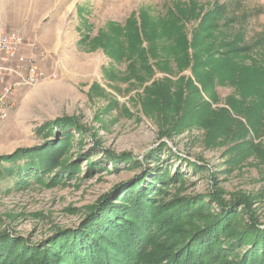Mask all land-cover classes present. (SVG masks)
<instances>
[{"label":"rangeland","instance_id":"obj_1","mask_svg":"<svg viewBox=\"0 0 264 264\" xmlns=\"http://www.w3.org/2000/svg\"><path fill=\"white\" fill-rule=\"evenodd\" d=\"M217 4L228 8L225 30L243 28L245 44L260 40L253 54L264 59V0H0V32L14 33L22 53L33 56L45 74H55L12 95L0 124V155L39 146L45 135L36 130L57 117H70L82 129L78 134L70 128L71 146L63 158L77 167L69 177L62 174L50 186L45 182L52 173L19 186L13 178H0V234L40 243L78 225L88 206L116 185L138 175L148 180L146 175L164 167L169 173L180 169L186 178L183 186L172 183L167 198L214 193L229 203L247 197L264 223V130L249 128L240 136L245 119L225 104L232 86L216 83L213 95L206 91L190 65L177 68L171 53L180 56L182 46L153 33L174 12L181 23L171 33L181 30L182 43L190 44L194 19ZM16 58L0 54V71ZM11 75L1 73L0 86L11 85ZM188 79L193 84L182 86L183 98H191L196 113L183 114L179 124L186 125L169 130L177 117L171 107L178 88ZM158 87L164 100H158ZM165 100L172 103L164 109L170 118L156 113ZM224 108L231 119L223 116ZM89 161L96 165L88 169ZM212 207L218 210L214 202Z\"/></svg>","mask_w":264,"mask_h":264},{"label":"trees","instance_id":"obj_2","mask_svg":"<svg viewBox=\"0 0 264 264\" xmlns=\"http://www.w3.org/2000/svg\"><path fill=\"white\" fill-rule=\"evenodd\" d=\"M227 11L226 5L217 4L205 11L200 20L195 18L198 21L190 44L182 43L181 30L171 33L181 23L174 12L168 13L161 20L158 33L155 29L153 33L160 39L171 37L173 46H182L180 56L171 53L178 60L177 68L190 65L206 91L213 95L211 88L216 83L232 86L233 96L225 104L245 119L243 123L240 120V136L245 137L249 128L253 132L264 130V59H255L253 54L260 40L245 44L243 28L234 33L225 30L231 22ZM193 15L194 12L188 17ZM192 84L191 79L183 82L178 88L179 99L173 105L165 100L157 109L156 113L162 117L177 116L169 130L186 125L179 124L183 114L196 113L191 98H183L182 86ZM158 92V100H164L162 91ZM168 103L172 105L171 116L164 112ZM223 111L226 120L232 118L228 109ZM70 128L82 133L74 119L66 116L39 127L36 132L45 135L39 146L18 147L0 155V178H13L19 186L28 178L40 181L44 174L52 173L45 182L50 186L62 174L72 175L77 166L63 158L71 146ZM51 134L54 137L48 138ZM95 165L89 161L88 169ZM153 173L146 175L148 180L138 175L116 185L88 206L78 225L60 229L40 243L28 244L26 240L0 234V264H264V223H258L249 198L241 197L229 203L214 193L209 198L197 194H172L167 198L172 183L184 185V173L177 168L169 173L166 167L155 168ZM213 202L218 210L212 207ZM236 202L242 205L243 212H237Z\"/></svg>","mask_w":264,"mask_h":264},{"label":"built area","instance_id":"obj_3","mask_svg":"<svg viewBox=\"0 0 264 264\" xmlns=\"http://www.w3.org/2000/svg\"><path fill=\"white\" fill-rule=\"evenodd\" d=\"M20 42V39H17L14 33L7 34L3 33L2 31V33L0 34V54L4 55L5 59L11 57H17L16 59H18ZM29 59L28 63H30V65L28 67V70H26V76L22 77V82H20V84H33L42 79H51L55 77L54 73L45 74V72L38 65H35L32 60L29 61ZM9 70L19 78L21 74H23V69L21 68V64L19 63H17L13 68L3 71L6 72ZM4 72L0 71V80L2 79L1 73ZM10 91L11 90L9 87H3L0 91V124L8 114L9 104L6 101V95L10 93Z\"/></svg>","mask_w":264,"mask_h":264},{"label":"crops","instance_id":"obj_4","mask_svg":"<svg viewBox=\"0 0 264 264\" xmlns=\"http://www.w3.org/2000/svg\"><path fill=\"white\" fill-rule=\"evenodd\" d=\"M19 57L21 58V60L20 59H15L14 61H13V63H12V67L11 68H13L18 62H20L22 65H23V74H21L22 76H24V75H26V70H27V66H28V59L31 57V56H27V55H24L23 53H22V49H20V51H19ZM33 57V56H32ZM37 61V60H36ZM39 66V65H38ZM40 67V66H39ZM41 68V67H40ZM42 69V68H41ZM15 75V74H14ZM14 75H11V76H13L14 77V81H13V83L11 84V85H9L10 87H12V85L13 84H15V83H17L19 80H20V78L19 77H17L16 75L14 76ZM35 85V84H34ZM3 87H5V86H0V91L2 90V88ZM21 87H27V86H24L23 84H16V85H14L13 87H12V90L10 91V93H8L7 95H6V100H7V102H8V104H9V109H10V104H11V102H10V100H12L13 98H12V95H14V94H17L16 92H17V90H19V89H21ZM9 109H8V111H9ZM8 115V114H7ZM7 117V116H6Z\"/></svg>","mask_w":264,"mask_h":264},{"label":"bare ground","instance_id":"obj_5","mask_svg":"<svg viewBox=\"0 0 264 264\" xmlns=\"http://www.w3.org/2000/svg\"><path fill=\"white\" fill-rule=\"evenodd\" d=\"M2 33V31L0 32V34ZM18 59H20L19 57H18ZM21 60V59H20ZM30 60H32V62L35 64V65H38V63H37V61H36V59L35 58H33V57H30V59H29V61ZM19 64H21L20 62H18ZM29 65H30V63H28V66H27V70H28V67H29ZM21 68H23V65L21 64ZM46 74H50V73H46ZM26 75H24V76H20V80L17 82V83H15V84H13L12 85V87L14 86V85H16V84H20V82H22V77H25ZM44 80H50V79H42V80H40V81H37V82H35V83H33V84H23L24 86H30V85H34V84H37V83H39V82H41V81H44ZM5 87H9L10 88V90H12V87H10V86H5ZM7 101V100H6Z\"/></svg>","mask_w":264,"mask_h":264}]
</instances>
